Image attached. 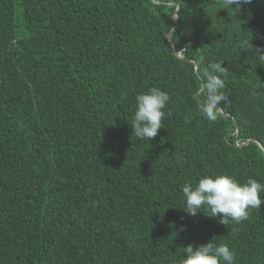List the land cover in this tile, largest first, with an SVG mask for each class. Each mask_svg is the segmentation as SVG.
Returning <instances> with one entry per match:
<instances>
[{"label": "trees", "instance_id": "1", "mask_svg": "<svg viewBox=\"0 0 264 264\" xmlns=\"http://www.w3.org/2000/svg\"><path fill=\"white\" fill-rule=\"evenodd\" d=\"M222 8L0 0V264H178L212 238L235 264H264V204L227 226L181 209L205 174L264 184L250 140L264 147V0ZM215 62L229 115L209 121L198 105ZM153 87L169 95L165 118L140 140L136 97Z\"/></svg>", "mask_w": 264, "mask_h": 264}, {"label": "clouds", "instance_id": "2", "mask_svg": "<svg viewBox=\"0 0 264 264\" xmlns=\"http://www.w3.org/2000/svg\"><path fill=\"white\" fill-rule=\"evenodd\" d=\"M252 0H222V9L241 11L243 4ZM256 57L264 61V51L256 50ZM227 68L223 62L211 63L204 73V100L198 105L200 112L209 121H215L218 105L224 99L223 92ZM169 101L167 92L159 88H150L136 97V109L131 125L140 140H151L162 127L165 118L164 109ZM184 206L181 208L188 216L195 217L203 208L210 210V217H218L219 222L228 225L229 221L237 223L246 220L249 209H260L264 204V184L257 179L248 178L241 183L234 176L222 174H205L195 186L185 184L182 188ZM205 214V213H204ZM178 264H235V254L226 243L214 242L194 246L189 243L183 248V257Z\"/></svg>", "mask_w": 264, "mask_h": 264}, {"label": "water", "instance_id": "3", "mask_svg": "<svg viewBox=\"0 0 264 264\" xmlns=\"http://www.w3.org/2000/svg\"><path fill=\"white\" fill-rule=\"evenodd\" d=\"M178 9V7L175 9V11H174V14H173V18H177V15H176V10ZM166 38L168 39V41H170L169 40V34H167L166 35ZM172 48H173V51H174V53L176 54V56H178V57H182V55L180 54V53H178L177 51H176V48H175V45L174 44H172ZM194 66H195V72L197 73L198 72V68H197V65H196V63H194ZM221 112H222V114L223 115H229L228 113H225V112H223V110L219 107L218 108ZM251 141H255L263 150H264V147H263V145L259 142V141H257L255 138H252V139H250ZM245 143H247V141L245 142Z\"/></svg>", "mask_w": 264, "mask_h": 264}]
</instances>
